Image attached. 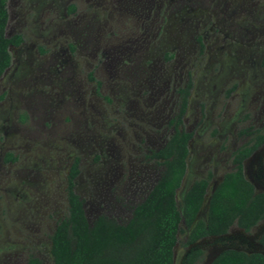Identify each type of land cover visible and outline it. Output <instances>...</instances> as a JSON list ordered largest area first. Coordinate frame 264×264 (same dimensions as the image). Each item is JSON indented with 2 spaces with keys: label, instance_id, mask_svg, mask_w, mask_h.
<instances>
[{
  "label": "rangeland",
  "instance_id": "374dc122",
  "mask_svg": "<svg viewBox=\"0 0 264 264\" xmlns=\"http://www.w3.org/2000/svg\"><path fill=\"white\" fill-rule=\"evenodd\" d=\"M7 2L6 35H21L23 44L10 48L0 79V264L31 256L54 264L52 236L68 214L76 157L75 192L89 223L106 216L127 224L163 173V162L149 156L174 134L169 121L189 80L184 129L194 138L177 201L182 210L193 182L211 172L199 214L206 220L233 153L249 140L240 129L264 125V0ZM8 153L16 160L6 162ZM245 173L264 193V146ZM181 228L174 264L194 249L203 250L202 264L226 249L264 255V220L194 245Z\"/></svg>",
  "mask_w": 264,
  "mask_h": 264
},
{
  "label": "trees",
  "instance_id": "16d2710c",
  "mask_svg": "<svg viewBox=\"0 0 264 264\" xmlns=\"http://www.w3.org/2000/svg\"><path fill=\"white\" fill-rule=\"evenodd\" d=\"M7 4V0H0V79L12 63L10 47L23 41L21 35H6ZM261 66L264 68V56ZM90 78L94 79L92 75ZM192 89L193 82L189 80L179 91V112L170 122L175 132L161 149L149 156L163 162V173L146 199L135 207L127 224L106 216L89 223L84 201L75 192L80 159L73 160L67 178L68 214L56 226L51 241L54 264H174L182 223L189 231L187 245H194L207 237L225 236L234 226L249 232L264 220V193L257 192L244 171L245 161L264 146V125L260 129L240 130L239 135L249 140L233 153L234 169L224 175L212 193L206 220L200 219L199 214L213 177L211 172L193 182L184 196L182 210L179 209L177 192L187 173L189 143L194 135L183 128ZM235 89L233 86L227 94ZM15 160L11 153L5 157L6 162ZM260 243L264 245V234ZM203 258V250L194 249L187 254L184 264H202ZM26 264L42 262L31 256ZM210 264H264V255L226 249Z\"/></svg>",
  "mask_w": 264,
  "mask_h": 264
},
{
  "label": "flooded vegetation",
  "instance_id": "af4514ba",
  "mask_svg": "<svg viewBox=\"0 0 264 264\" xmlns=\"http://www.w3.org/2000/svg\"><path fill=\"white\" fill-rule=\"evenodd\" d=\"M15 36V35H14ZM22 39H23V37H22ZM23 44V41H22V43L19 45V46H17V47H20L21 45ZM11 47H15V48H17L16 46H11ZM10 47V48H11ZM263 56H264V54H263ZM263 56H262V58H263ZM261 61H262V59H261ZM188 83V82H187ZM187 83L182 87V88H180L179 90H178V97H179V99H180V95H179V91L181 90V89H183L186 85H187ZM193 88H194V83H193ZM193 90V89H192ZM235 91V90H234ZM234 91H232L227 97H229ZM191 94H192V91H191ZM190 97H191V95H190ZM190 97H189V101H188V108H189V103H190ZM180 103H181V99H180V102H179V106H178V111H177V113L179 112V108H180ZM187 111H188V109H187ZM176 113V114H177ZM175 114V115H176ZM187 114V113H186ZM203 115V114H202ZM186 116V115H185ZM175 117V116H174ZM173 117V118H174ZM172 118V119H173ZM171 119V120H172ZM171 120L169 121V125H170V122H171ZM184 122H185V117H184ZM247 120V116H243V118L241 119V122H243V121H246ZM171 126V125H170ZM173 129H174V132H175V128H174V126H171ZM183 128H184V125H183ZM248 128V127H247ZM180 129H182V127H180ZM186 130V129H185ZM241 130V129H240ZM187 131V130H186ZM187 132H189V131H187ZM240 132V131H239ZM193 133V132H192ZM194 134V133H193ZM193 138H194V135H193ZM193 138L191 139V141L193 140ZM191 141H190V143H191ZM190 143H189V154H190ZM189 158V157H188ZM250 159V158H249ZM248 159V160H249ZM248 160H246V161H248ZM246 161H245V163H246ZM245 163H244V171H245ZM245 175H246V173H245ZM252 183V182H251ZM254 185V184H253ZM256 188V187H255Z\"/></svg>",
  "mask_w": 264,
  "mask_h": 264
},
{
  "label": "water",
  "instance_id": "95a60500",
  "mask_svg": "<svg viewBox=\"0 0 264 264\" xmlns=\"http://www.w3.org/2000/svg\"><path fill=\"white\" fill-rule=\"evenodd\" d=\"M215 189H216V188H215ZM215 189H214V190H215ZM188 190H189V189H188ZM188 190H187V191H188ZM213 192H214V191H213ZM186 193H187V192H186ZM186 193H185V195H186ZM209 201H210V200H209ZM211 262H212V261H211ZM211 262H210V263H211ZM210 263H209V264H210Z\"/></svg>",
  "mask_w": 264,
  "mask_h": 264
}]
</instances>
